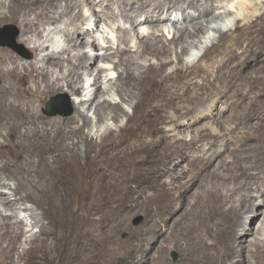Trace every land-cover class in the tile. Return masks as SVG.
Masks as SVG:
<instances>
[{
    "label": "bare ground",
    "instance_id": "1",
    "mask_svg": "<svg viewBox=\"0 0 264 264\" xmlns=\"http://www.w3.org/2000/svg\"><path fill=\"white\" fill-rule=\"evenodd\" d=\"M78 1L0 0V33L6 36V25L15 24L19 28L17 41L33 52L27 59L21 44L15 43L13 48L0 46V188L7 186L5 178L16 180L13 196L0 191V204L13 209L22 200L37 201L34 192H38L52 208L50 216L59 213L63 218L66 195L78 192L82 173V166L66 157L65 152L74 143L72 136L80 130L79 122L92 123L84 111L92 107L98 121L103 122L108 117L118 121L125 116L128 123L119 125L118 130L123 132L117 140L113 138L116 129L104 126L99 136V151L91 154V145L85 150L93 155L86 165V173L80 178L87 177L88 195H82L87 206L93 205L97 198L102 199L104 192L116 195L129 189L134 182L135 188L132 187L145 192L144 202L152 211L153 220L147 229L152 235L145 242L149 252L147 259L153 264H171L166 253L159 252L162 247L155 249L156 242L174 231L173 245H177L178 240H186V246L181 247L180 264H264V240L256 236L264 235V10L257 12L264 9V0L246 2V7L254 13H247L245 18L248 19L243 25L234 24L232 28L239 32L231 35L219 57L207 65L194 64V71L183 70L180 54L187 51L190 44L203 45L199 34L208 23L221 20L229 12L224 0H166L154 4L148 0H120V10L131 26L134 25L132 30L138 24H149L152 32L141 34L131 46L118 45L112 52L118 57L115 66H120L116 85L120 96L118 102L104 96L110 88L100 85L103 68L97 69L94 75L91 96L82 97V73H89L98 58L106 60L109 54L90 56L83 50L89 44V31H79L83 18L81 12H76ZM114 1L98 2L111 8ZM236 4L243 6L245 2ZM174 7L180 10L184 24L175 25L172 36L163 39V34L159 33L161 24L170 19ZM188 9L197 11L189 20ZM140 15L142 19L138 21ZM94 16V25H97L103 18L100 14ZM65 17L68 21L64 22L72 25L73 30L59 27ZM121 31L127 34L125 30ZM59 32L65 46L57 50L49 48ZM195 37L198 40L193 41ZM222 37H225L224 33ZM122 42L127 44L126 36L122 37ZM243 42L246 44L241 47ZM91 45L95 46V42ZM79 49L77 55L71 54ZM147 56L156 61L146 66L138 61ZM173 63L176 66L169 71L168 67ZM253 67L254 74L250 72ZM214 68L217 75H225V90L214 87L205 93L199 84L177 76L192 73L207 77ZM232 79L239 80L236 85L238 89L243 87L244 92L233 89L237 96L231 100L233 108L226 107L221 113L231 110L236 122L227 130L250 148L247 163L242 166L244 179L231 184L228 171L235 162L223 159L221 171L216 170L211 175L212 186L200 189L191 209L186 211L183 208L184 193L200 180L202 170L211 164L213 156H197L198 160L188 156V148L195 141L187 143L179 133L195 125L198 119L213 116L211 111L209 115L200 111L195 114L198 102L213 93L219 98L230 99L227 87L234 85ZM61 90L76 96L72 102L73 115L69 118L44 115L40 109L41 101L48 93ZM98 96L102 101H97ZM245 99H249V103L242 104ZM123 102H133L131 116L121 105ZM140 107L144 108V113H139ZM239 126L242 131H238ZM199 135L210 138L208 147L202 150L205 152L216 145L219 137L207 131H201ZM7 137L12 143L6 142ZM111 138L115 141L108 142ZM183 162L193 163V172L174 182L183 175ZM164 176L170 177V181L163 180ZM38 180L42 181V186ZM57 181H61L59 187L55 186ZM218 183L223 184L224 192L216 188ZM149 190L152 192L146 194ZM13 216L16 215L0 211V264L16 263L12 255L16 250V238L23 230L20 220L11 221ZM187 222H190L189 227ZM60 226L65 227L70 241L74 236L78 239L75 253L70 256L62 252L58 264H89L88 260L97 255L94 246L88 242L90 233L98 227L96 220L93 217L85 221L67 218ZM105 226V232L109 233L111 225L106 223ZM96 261L94 264L99 263Z\"/></svg>",
    "mask_w": 264,
    "mask_h": 264
},
{
    "label": "rangeland",
    "instance_id": "2",
    "mask_svg": "<svg viewBox=\"0 0 264 264\" xmlns=\"http://www.w3.org/2000/svg\"><path fill=\"white\" fill-rule=\"evenodd\" d=\"M98 1L99 0H79L76 9V12H81V18H83V21L79 28L80 33H83L85 30L89 31L87 37L89 44H87L83 50L90 56H99L104 53L109 54V58L106 60L98 58L97 61L93 63L92 69L89 73H82V97L89 98L91 96L93 90V86H91V83L93 82L94 75L96 74L97 69L103 68V71L101 72L100 85L101 87L109 86L110 88L109 93L105 94L104 96L108 97L111 101L118 102L120 100V96L116 92V85L119 83L118 75L120 66H115V62L118 61V57L112 52L118 45L119 47H124L125 45H133L136 42L138 36H140L141 34H148L152 32V29L149 24H138L137 26H135V29L132 30V27L134 25L131 26L129 19L124 14H122L120 10V0H115L111 5V8L106 7L105 4H101ZM163 1L166 0H148L150 4ZM229 1H223V3L225 2L224 4L226 9L229 10V12L226 13L227 15H224V17L222 18L223 20L221 19L208 23L206 28L203 30L204 32H201L199 34V38L203 40V45L200 46L196 44H190L187 48V51L180 54L182 58L181 66L183 70H185V68L187 70H193L194 64H199V66L210 64V61L212 59H216L217 57H219L221 51H224L225 49L224 46L230 42L231 35H235L239 32V29H237L236 32V30L232 28L234 27V24L243 25L248 19H246L245 16L247 17L249 12L254 13V11L252 12L251 8L246 7V2L252 1L251 3H255L257 1L259 2L260 0ZM239 2H245L246 5L244 4L243 6H240L239 4H236ZM263 10L264 9H258L257 12ZM94 14H100L103 18L97 21V25H94L96 23ZM196 14V10L188 9L186 13L187 20L190 19L189 17ZM65 18L63 22L68 21V18ZM141 19V15L137 17L138 21H140ZM177 20L178 22H176ZM63 22L59 24V27L63 28L64 26L70 31L73 30L72 25ZM78 22L79 21H77L76 23ZM223 23H225V26H223ZM182 24H184L182 14L177 7H174L170 15V19L161 24V31H159V33L163 34V39H168L172 36L175 25L181 26ZM48 27L49 26H46V28ZM122 29L125 30L127 34H124L121 31ZM0 30H2V28H0ZM5 30V32L7 33L6 36L3 35V32L0 33V46L13 48L15 43L21 44L17 41L19 28L15 24H7ZM223 33L225 34L224 38L222 37ZM62 36L63 35L60 32L58 34L56 33L55 38L52 39L53 42L51 41L52 46H50L49 48L57 50L61 49L62 46H65L66 42L64 40V37ZM124 36H126L127 38V44H124L122 42V37ZM196 40L198 39L195 37L193 41ZM92 41L95 42V46L91 45ZM245 44L246 42H243L241 44V47L245 46ZM238 49L236 50L240 51L241 48ZM21 51L23 52L24 57L27 59L31 58L33 55V52L28 47H24V45L22 46ZM77 51L80 52V49L73 50L71 54L77 55L79 53ZM187 53L194 54H190L189 56H187ZM138 59V61L145 66L151 62L156 61V59L151 56ZM175 66L176 63L171 64L168 67V70H173ZM254 69L255 67L250 69V72L252 74H254ZM211 72V75H208L207 77L204 75H192V73L191 75L177 76L182 80H190L194 81L197 85L199 84L205 93L207 92V90H210V88L212 89L214 87L225 90V75H217V71L215 68ZM232 80L235 82L234 85L227 87L228 93L231 96L230 99H225V97L219 98L216 93L207 96L208 98L196 104L194 113L198 114L197 111H200L209 115V112L211 111L213 112V116L210 115L208 118L200 121L197 118L198 122L195 123V125L189 127L190 129L188 128L179 133V136L183 138L187 143L191 144L193 139L195 141V143H192L191 147L188 148V156L194 158L195 160H198L196 159L197 156H213H211L213 158L211 164L202 170L200 180L197 181L196 184L190 186L188 191L184 193L183 208H186V211H189L191 209L192 203L195 200L197 192L200 189H203L204 187L210 188L212 186L213 179L211 178V175L216 170L221 171L220 165L223 159L229 161L232 160L235 162V166L228 171V173L231 174L230 177L233 179H231V184L235 182L239 183L241 179H244L242 166L247 163V156L250 154V148L244 146L241 143L240 139L236 136V134L230 135V133L228 132V130L235 126L236 122L235 116L232 114L231 110H226L225 113H221V111L225 110L226 107L233 108L231 100L236 99L237 97L236 93L233 91L238 89V85L236 84L240 82L238 79ZM193 87L194 86L191 85L192 90L194 89ZM238 91L239 93H243L244 88L240 87L237 92ZM75 98V95H72L65 90L48 93L41 101V112L48 117L69 118L74 113L72 102L75 100ZM96 99L97 101H102V97L98 96ZM133 101H137V97L134 98ZM246 102L249 103V99H245L242 104H246ZM132 103L133 102H123L121 104L126 110L128 116H131L133 114ZM90 108L89 110H84V108L82 109L92 120V123L87 125L79 122V126L81 128L80 130L77 129L78 131L76 130L74 132V135L72 136L74 143L70 144L69 148L65 152L66 157L75 162H78V164L82 166L81 177H83V175L86 173V165L88 164L90 157L93 156L91 154H95L97 151H99V145L101 144L99 136L101 135V133H103L102 131H104V126L107 125L116 129L114 131L115 135L113 138L117 140L123 132L118 130L119 125L123 126L128 123L126 122L125 116L120 117L118 121H114L110 119V117L105 118L103 122L98 121L95 117V114L93 113V108ZM139 113H144V108L140 107ZM219 115L221 117L218 119L219 121H217L216 119ZM200 130L207 131L210 134L219 135L216 145L214 147L208 148L209 151H206L207 153L205 152V150H202L208 147L210 138L208 140V138L205 139V137L199 135V133L201 132ZM242 130V127L239 126L238 131ZM113 138H111L108 142L115 141ZM6 142L12 143V140L7 137ZM89 145L92 146L91 154H87L85 152L87 146ZM209 152L212 154H210ZM48 158L49 160H52L51 156H49ZM182 164L185 165L183 175H181L179 179H176V181L174 182H178V180H181L183 176L186 177L188 174L193 172V163L186 164V162H183ZM80 178L77 184V187L80 191L78 190V192L66 195L67 202L63 207L66 213L63 218L59 213L52 215L53 217L50 216L52 208L49 207L50 205L38 192H34L37 201H33L30 199L22 200L13 209L4 207L2 204H0V211L3 214L16 215L15 217H11V221L20 220L22 222L20 226L23 230V233L17 236L16 250L12 255V259L16 261L15 264H58L60 259L59 256L62 252H67L70 256H72L76 251L78 237L74 236L70 241V239L66 235L65 230L63 229L65 227L60 226L62 224V220L72 218L74 219V221L75 219L76 221H85L86 219L88 220L89 217H93L98 225L97 229L90 233L91 236L89 235L90 239L88 240V242L92 246H94L93 249L97 253L95 257H91L88 260L89 264H94L95 262H97L96 260H98L99 263L102 260L100 264H153L152 261H149L150 259H147L146 256V253L149 252L146 249L145 241H148L147 239H149V237L152 235L149 231H147V229L150 222L153 220V216L151 215L152 211L144 202L145 192H141L140 190L136 191L134 189L136 184L133 182L131 183L129 188L131 191L129 189H125L116 195H111L109 192H104L102 199L97 198L96 202L93 205L87 206L82 199V195H88L87 177H84L82 179ZM35 180L37 179L35 178ZM63 180L64 179L61 178V181ZM163 180L169 182L170 177L164 176ZM4 181L6 182L7 186L1 187L0 191L4 192V194L10 197L13 196L12 190L16 185V180L12 178H5ZM61 181H57L55 186L59 187ZM38 182L42 186V181L38 180ZM216 188L221 192L225 191L222 183L216 184ZM27 190L32 191V188H27ZM176 191L178 193V190ZM146 192V194H148L152 191L149 190ZM138 216L141 217V220L137 224H134V221ZM37 218L40 219V222H36ZM106 223H109L111 225V230L109 233L105 232L107 231L105 226ZM189 226L190 222H187V227ZM171 234L173 236H171ZM171 234L169 233L170 236L164 238V240H159V243L156 242L157 245L155 250L158 249V246L162 247V250H159V252L166 253L167 260L171 264H180L183 258L181 247L183 248L186 246V240H178L176 242L177 245H173L172 237L176 236L174 235L176 233L174 231ZM256 236L264 240V235L256 234ZM139 240L142 242L141 246L139 245ZM160 242L162 243V246ZM2 243L5 244V241H3ZM136 245L138 248L136 247ZM172 252H175L177 254L175 259H173L172 257Z\"/></svg>",
    "mask_w": 264,
    "mask_h": 264
},
{
    "label": "water",
    "instance_id": "3",
    "mask_svg": "<svg viewBox=\"0 0 264 264\" xmlns=\"http://www.w3.org/2000/svg\"><path fill=\"white\" fill-rule=\"evenodd\" d=\"M140 220H141V217L138 216V217L135 219L134 224H137ZM176 256H177V254H176L175 252H172V257H173V259H175Z\"/></svg>",
    "mask_w": 264,
    "mask_h": 264
},
{
    "label": "clouds",
    "instance_id": "4",
    "mask_svg": "<svg viewBox=\"0 0 264 264\" xmlns=\"http://www.w3.org/2000/svg\"><path fill=\"white\" fill-rule=\"evenodd\" d=\"M223 26H225V23H223ZM190 54H194V53H190ZM189 56V55H188ZM191 56H197V55H191Z\"/></svg>",
    "mask_w": 264,
    "mask_h": 264
}]
</instances>
